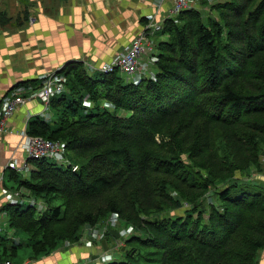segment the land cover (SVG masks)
I'll use <instances>...</instances> for the list:
<instances>
[{
    "label": "trees",
    "instance_id": "obj_1",
    "mask_svg": "<svg viewBox=\"0 0 264 264\" xmlns=\"http://www.w3.org/2000/svg\"><path fill=\"white\" fill-rule=\"evenodd\" d=\"M213 8L219 21L210 25L196 10L166 20L153 72L137 83L117 72L94 77L77 63L59 73L70 90L51 101L57 126L38 119L27 135L66 142L85 163L72 172L33 161L29 177L18 176L16 189L47 204L6 207L9 227L31 235L33 258L114 212L135 233L124 258L107 264H257L264 187L241 180L264 152V0ZM83 92L110 108L83 107Z\"/></svg>",
    "mask_w": 264,
    "mask_h": 264
},
{
    "label": "crops",
    "instance_id": "obj_2",
    "mask_svg": "<svg viewBox=\"0 0 264 264\" xmlns=\"http://www.w3.org/2000/svg\"><path fill=\"white\" fill-rule=\"evenodd\" d=\"M172 6V0L161 4L157 0H0V104L15 86L30 82L19 88L28 90L46 75L61 76L68 65L77 63L84 69V61L95 67L111 63L139 34L148 16L163 21ZM38 93L39 88L27 94L30 98L10 116L7 130L0 134V233L6 239L12 231L6 207L17 203L12 200L17 179L33 169L23 150L28 125L47 118ZM9 164L23 169L12 171L6 168ZM257 260L264 264V249ZM82 261L81 249L70 248L16 264Z\"/></svg>",
    "mask_w": 264,
    "mask_h": 264
},
{
    "label": "rangeland",
    "instance_id": "obj_3",
    "mask_svg": "<svg viewBox=\"0 0 264 264\" xmlns=\"http://www.w3.org/2000/svg\"><path fill=\"white\" fill-rule=\"evenodd\" d=\"M186 1V6L188 7V11L196 10L200 13V15L203 18V23L206 25H210V21L218 20L216 16V10L213 8L216 3L226 1V0H185ZM181 12H184V10H181L177 15H173V19L177 18ZM211 18V19H210ZM167 19V18H166ZM219 21V20H218ZM217 22V21H216ZM221 23V22H219ZM223 23L220 24V27L222 30L226 33L228 30L223 27ZM22 25V24H21ZM141 32V31H140ZM139 32V33H140ZM155 45L156 43L158 44V40L156 36L151 35L148 37ZM135 39V38H134ZM131 44V43H130ZM128 47V46H127ZM157 48V47H156ZM141 66H140V73L138 74H133V75H124L121 74L120 72H117L121 78L128 79L130 82H133L137 80V82L140 80V75L142 76H149L151 75L150 73L153 72V60L152 57L148 54L144 55L141 58ZM146 74V75H144ZM97 76L96 74L94 77ZM136 82V83H137ZM63 87L66 89L70 90L69 88V82L68 79L63 78L62 82H59ZM17 91V90H16ZM35 91V90H33ZM19 95H21V92L18 91ZM84 93V92H83ZM85 94V95H84ZM81 95L82 101L81 105L85 108L88 109H93L94 107L98 106L100 108H110L109 104L107 102L101 101V103H95L87 96L86 93ZM24 97V95H22ZM40 98V97H39ZM70 98V97H68ZM41 100V99H40ZM42 101V100H41ZM112 108V107H111ZM44 111V110H43ZM89 112V111H87ZM48 113H50L51 117L50 119L48 118ZM52 113V114H51ZM58 113V116H57ZM55 112L53 108L50 106L48 111H44L43 116H47V118L42 117L41 119L44 121H47L51 124L52 127H56L58 122V118L60 111ZM53 116V117H52ZM121 116H123L121 114ZM47 119V120H46ZM48 140V139H47ZM55 144L62 145L63 148H61L58 157L63 160L68 162L69 168H71V171L73 170L74 167H76V171L80 168L82 163H85L84 161H78L77 164L73 161L72 156L68 154L66 151V142H58V141H53L49 140ZM157 142H160V139L157 137L156 138ZM264 148V147H263ZM35 160H28V162L32 163ZM38 161V160H36ZM48 163H54L63 168L64 170L66 169V165L62 164L60 162L54 161V160H47ZM260 164L259 168H251L250 169V174L249 176H245L242 178L241 181L244 182H249V183H261V185L264 187V152L263 155L260 158ZM31 171H26L23 173V176L25 178H28L30 175ZM73 172V171H72ZM75 172V171H74ZM222 186V185H219ZM25 187H21L19 189L14 188V198L12 199L17 200L18 197L22 200L23 203H26L27 205H30L31 207H35L37 211H42L44 210L43 207H47V204L45 203L44 199L40 197H35L32 193L28 192L25 190ZM212 198V199H211ZM213 201V190H210L207 201L209 202ZM27 206H23L22 208H26ZM203 210L209 211V208L206 205L202 206ZM173 213H179L183 214L182 211H173ZM8 224H9V219H8ZM124 224L120 220L119 216L116 215L114 212L108 213L105 215L103 218V221L97 225V226H91V227H85L84 229L81 228L80 230V238L77 242H69V241H61V243L58 244V246L54 249L53 252H51L49 255L50 256L53 253L56 252H61L65 253L67 250L70 248H77L81 249L82 255H83V261L80 264H107L108 262H112L115 259H122L124 258V252H128L129 248L126 246L124 243V239L128 236L131 235V233H135L133 231L132 227H130L129 233L127 234L125 231L126 227H123ZM11 232H8L9 239H6L4 236V233L1 232L0 235L3 236V239L1 240L0 243L3 245H7V248H2V244H0V259L3 261L0 263H10V264H16L21 260L27 261L29 260H37L41 259L45 256H40L33 258L34 255L31 251L30 245L32 244V237L31 235L23 232V231H18L16 232L13 228L11 229ZM117 231L120 234V237L123 238V241L114 238L111 235V231ZM127 234V235H126ZM105 241V245L107 247V250L104 251L100 242ZM11 247L13 248L11 250ZM127 247V248H126ZM260 255V252L258 254V257ZM257 264H259V260H257Z\"/></svg>",
    "mask_w": 264,
    "mask_h": 264
},
{
    "label": "built area",
    "instance_id": "obj_4",
    "mask_svg": "<svg viewBox=\"0 0 264 264\" xmlns=\"http://www.w3.org/2000/svg\"><path fill=\"white\" fill-rule=\"evenodd\" d=\"M173 6L171 11L168 13L167 19L163 21H157L154 16H148L146 18L145 23L142 26V30L135 39L131 42V44L114 60L109 64H104L100 67H95L89 62H82L85 72L88 75L93 74H101V75H109L113 72H120L124 75H133L140 73V66H141V58L148 54L152 57L153 63L156 61L157 55V43L156 47L154 43L148 38L151 35L157 37L158 42L163 40L161 37V32L163 29L164 22L168 19H172L173 15H177L181 10L188 11V7L186 6L185 0H172ZM164 0H157L158 4L163 3ZM141 77V75H140ZM63 76H58L55 73L46 75L43 77V84L42 87L39 89V93L37 94L40 99L42 100L44 111H48L51 101L54 97L67 94L69 95L68 89L63 87L59 82L63 81ZM127 81H130L126 79ZM133 80V83H136ZM18 91L21 92L19 95ZM31 90L28 89H19L15 91L13 96L8 100L4 101L3 104L0 106V134L5 133L6 129V122L10 118V116L22 105L25 104V100L30 98L27 94ZM24 95V97L22 96ZM63 148L62 145L55 144L47 139L38 136H28L26 135V142L24 144L23 150L26 153L25 161L28 160H54L65 164L68 166L67 161H63L58 157V154ZM12 171L20 172L22 168L16 167L14 164H9L6 167ZM73 172L76 171V167L73 168ZM14 201H22L19 197L17 200ZM45 209V207H43ZM127 234L129 230L125 231ZM120 234V233H119ZM126 234V235H127ZM0 264H10V263H0Z\"/></svg>",
    "mask_w": 264,
    "mask_h": 264
},
{
    "label": "water",
    "instance_id": "obj_5",
    "mask_svg": "<svg viewBox=\"0 0 264 264\" xmlns=\"http://www.w3.org/2000/svg\"><path fill=\"white\" fill-rule=\"evenodd\" d=\"M111 234L114 236V238L123 241V238L120 237L119 232L112 230V231H111ZM100 244H101L103 250L106 251V250H107V247H106V245H105V241L102 240V241L100 242Z\"/></svg>",
    "mask_w": 264,
    "mask_h": 264
}]
</instances>
